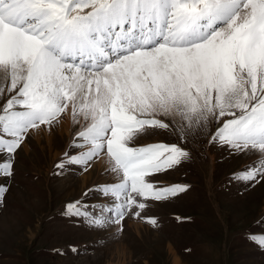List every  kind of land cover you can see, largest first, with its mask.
<instances>
[{
  "label": "snow or ice",
  "instance_id": "1",
  "mask_svg": "<svg viewBox=\"0 0 264 264\" xmlns=\"http://www.w3.org/2000/svg\"><path fill=\"white\" fill-rule=\"evenodd\" d=\"M0 68L15 90L0 105V152L14 155L30 130L69 105L90 119L69 162L87 170L106 153L120 177L96 189L111 204L107 216L92 214L94 227L139 215L146 205L138 198L186 191L149 182L185 150L129 146L139 131L169 127L160 114L189 125L217 119L213 142L259 153L240 178L264 180V0H0ZM11 168V160L0 164V174ZM68 209L82 215L76 204ZM248 239L264 249V236Z\"/></svg>",
  "mask_w": 264,
  "mask_h": 264
},
{
  "label": "rangeland",
  "instance_id": "2",
  "mask_svg": "<svg viewBox=\"0 0 264 264\" xmlns=\"http://www.w3.org/2000/svg\"><path fill=\"white\" fill-rule=\"evenodd\" d=\"M4 72L0 68V105L15 94L11 72ZM156 118L169 127L139 131L129 146L181 147L187 153L182 162L149 182L187 189L159 201L138 198L145 208L127 215L120 226L110 220L92 226V214L103 210L107 216L111 200L84 190L94 188L99 177L100 183L120 179L110 171L114 162L107 154L94 158L91 170L79 179L60 170L68 181L63 186L53 174L51 163L76 154L74 141L90 123L79 109L74 114L69 105L52 125L30 130L14 157L6 159L0 152V164L11 160L16 169L12 178L0 174V187L9 188L0 203V264H173L175 259L179 264H264V249L248 239L264 236V180L240 178L259 153L241 155L213 142L219 126L215 118L191 125L179 115ZM36 146L37 152H29ZM51 182L62 189L54 192ZM71 204L82 215H72Z\"/></svg>",
  "mask_w": 264,
  "mask_h": 264
},
{
  "label": "crops",
  "instance_id": "3",
  "mask_svg": "<svg viewBox=\"0 0 264 264\" xmlns=\"http://www.w3.org/2000/svg\"><path fill=\"white\" fill-rule=\"evenodd\" d=\"M55 121V120H54ZM54 121L51 123V125L54 123ZM40 126H42V125H40ZM47 126H50V125H47ZM30 137V136H29ZM31 138V137H30ZM24 142H25V140H24ZM23 142V143H24ZM22 145V144H21ZM34 145V144H33ZM36 145V144H35ZM34 145V146H35ZM20 148V147H19ZM28 149V148H27ZM36 149H38V146H36V148H35V150L33 151V150H31V151H29V152H35L36 151ZM21 151V150H20ZM19 150H17V152L16 153H19L20 152ZM37 152V151H36ZM62 154H60V155H58L56 158H58L59 156H61ZM68 156L69 155H66L65 156V160H63V161H57V165H54V163H51V164H53V174H55L56 173V176H57V178L56 179H61V180H59V183H58V185H59V187L60 186H63V185H65L66 183H68V181H67V176H64V178H61V173H60V170L62 171V172H64L65 174H69V177H73V178H76V179H79L81 176H83L84 174H86L89 170H91V168L92 167H87V170H85V171H82V169H84V167L83 166H81V165H77V164H73V163H70L69 162V160H68ZM54 159V158H53ZM53 159H50V161H52ZM29 160H30V158H29ZM63 162V164H64V167L63 168H61V167H58V165L59 164H61ZM93 163H94V160H93ZM92 165V164H91ZM99 174V176H101V173L99 172L98 173ZM101 181H100V177H99V179H98V183L95 185V187L93 188V187H91V186H89V187H86V188H84V190H86V191H89V192H95V191H97L96 189H98L99 187H101V186H103V185H105V184H108L109 183V180L107 179V181L106 182H104V183H100ZM50 185H52V182H51V184ZM51 190H53L54 192H56V190H57V192L58 191H60L62 188H55L53 185L52 186H50L49 187ZM83 190V191H84Z\"/></svg>",
  "mask_w": 264,
  "mask_h": 264
},
{
  "label": "bare ground",
  "instance_id": "4",
  "mask_svg": "<svg viewBox=\"0 0 264 264\" xmlns=\"http://www.w3.org/2000/svg\"><path fill=\"white\" fill-rule=\"evenodd\" d=\"M6 72V71H5ZM5 72H4V74H5ZM9 73V72H8ZM69 108V107H68ZM3 221H4V219H3ZM173 264H179V262H178V260L177 259H175L174 261H173Z\"/></svg>",
  "mask_w": 264,
  "mask_h": 264
}]
</instances>
